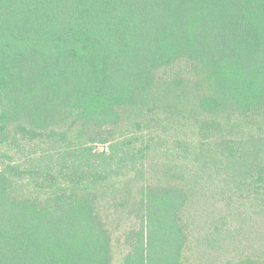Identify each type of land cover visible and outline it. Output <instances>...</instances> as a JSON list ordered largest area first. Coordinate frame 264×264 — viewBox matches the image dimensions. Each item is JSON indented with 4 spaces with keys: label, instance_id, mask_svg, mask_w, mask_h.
I'll return each instance as SVG.
<instances>
[{
    "label": "trees",
    "instance_id": "1",
    "mask_svg": "<svg viewBox=\"0 0 264 264\" xmlns=\"http://www.w3.org/2000/svg\"><path fill=\"white\" fill-rule=\"evenodd\" d=\"M254 216L264 0H0V264H187Z\"/></svg>",
    "mask_w": 264,
    "mask_h": 264
},
{
    "label": "rangeland",
    "instance_id": "2",
    "mask_svg": "<svg viewBox=\"0 0 264 264\" xmlns=\"http://www.w3.org/2000/svg\"><path fill=\"white\" fill-rule=\"evenodd\" d=\"M189 66L186 63H179L176 66L164 70L159 77L164 78L170 72L188 71ZM201 211L200 214H209ZM197 224H201L200 218L195 216ZM261 219L254 216L253 223L246 225L241 233H236L229 228L230 231H225L220 235L205 236L203 233H197L196 228H191V245L188 252L187 264H223L227 260L238 258L242 254L259 253L264 249V229L260 228ZM249 226V228H247ZM231 233V235H230ZM119 257H116L118 259Z\"/></svg>",
    "mask_w": 264,
    "mask_h": 264
}]
</instances>
